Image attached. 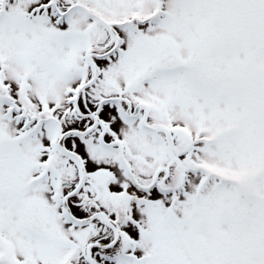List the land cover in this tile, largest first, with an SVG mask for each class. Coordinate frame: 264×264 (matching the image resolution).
<instances>
[{
    "label": "snow or ice",
    "instance_id": "1",
    "mask_svg": "<svg viewBox=\"0 0 264 264\" xmlns=\"http://www.w3.org/2000/svg\"><path fill=\"white\" fill-rule=\"evenodd\" d=\"M0 264H264V0H0Z\"/></svg>",
    "mask_w": 264,
    "mask_h": 264
}]
</instances>
